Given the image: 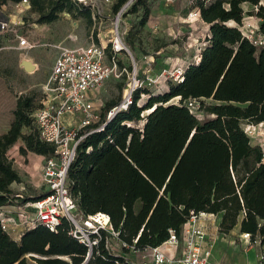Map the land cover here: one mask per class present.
Instances as JSON below:
<instances>
[{"label": "trees", "instance_id": "obj_1", "mask_svg": "<svg viewBox=\"0 0 264 264\" xmlns=\"http://www.w3.org/2000/svg\"><path fill=\"white\" fill-rule=\"evenodd\" d=\"M17 1L0 0V6ZM128 1L113 0V11ZM30 2L40 23L57 20L64 11L84 15L89 26L94 22L92 8L78 0ZM243 2L257 10H244ZM191 6L208 24V42L199 60L184 66L183 81H169L162 92L145 89L149 95L140 104L137 91L133 104L111 118L108 112L119 102L108 101L98 118L81 129L86 135L68 170L79 211L110 213L120 238L133 244L138 237L135 245L140 250L162 244L171 229L179 233L190 210L219 214L220 232L239 224V232L264 239V153L241 125L264 121V47L238 27L245 13L255 14L264 34V5L260 0H192ZM140 9L139 24L144 26L149 0H134L129 11ZM229 20L236 24H227ZM107 52L111 56V43ZM175 96L178 101L169 102ZM189 97L210 98L208 104L201 99V108L210 116H195L184 103ZM38 107L33 95H19L10 128L0 134V213L15 199L35 200L46 194L17 195L12 183L23 179L7 153L19 139L25 142L22 153H55V146L40 138L32 118ZM70 229L66 219L56 230L40 223L17 239L0 217V264H82L88 247ZM123 261L103 238L84 264Z\"/></svg>", "mask_w": 264, "mask_h": 264}, {"label": "built area", "instance_id": "obj_2", "mask_svg": "<svg viewBox=\"0 0 264 264\" xmlns=\"http://www.w3.org/2000/svg\"><path fill=\"white\" fill-rule=\"evenodd\" d=\"M134 0H129L116 14V27L111 38L112 54L108 58L107 44L92 40L86 45H68L62 42L54 45L58 48L51 73L43 85L46 97L43 104L32 114L39 130L40 138L55 146V153L47 156L44 164V182L47 189L45 196L24 202L21 210L14 214L0 213L3 227L10 232V223L21 224L26 228L44 224L51 230H56L63 219L69 221L70 232L88 247L87 255L82 264L88 261L94 248L101 239L105 238L106 246L116 255L124 257L123 264H220L209 261V249L202 243L206 240V230L199 224L201 215L206 212L190 210L187 220L181 226L179 233L170 230L168 238L160 245L147 247L143 250L136 248L138 237L133 244L120 238L121 231L114 227L110 213L98 210L94 213L83 214L79 211L77 200L70 191L68 170L76 158L79 142L86 133L81 129L90 124L98 115L93 111L94 99L92 91L100 87L106 80L122 78L125 72L129 75V87L122 100L108 112V118L118 111L127 109L135 100L136 92L140 90L138 103H141L147 89L150 92L165 90L169 81L181 82L184 79V66L175 65L154 74L150 67L139 71L137 65L129 71L120 63L119 54L129 52L124 31L120 29V20L124 12ZM261 3V2H260ZM262 4V3H261ZM5 5V4H3ZM0 6V32L13 34L18 40L17 47L33 49L42 44L33 41L28 34L21 31L19 24L23 22V14L31 8L30 0L13 2L14 14L9 16ZM255 11L257 10V6ZM253 15H244L238 24L242 34L256 46L264 47V34L259 30V24L253 25ZM71 38L76 39L75 36ZM199 56V55H198ZM196 58L197 62L199 58ZM145 76L142 78L141 74ZM148 96L149 93L147 92ZM201 99L189 97L184 103L189 110L199 118L202 115ZM66 113H83L84 117L77 126H70L64 120ZM258 123L247 122L243 130L255 140L264 153V129L258 130ZM23 196L21 193L17 194ZM239 237L246 246L260 245L256 257L258 264H264V239L260 235L252 238L249 231H242ZM119 240L122 248L135 251L141 256L133 259L126 252H118L113 248L112 240ZM163 246L177 248L173 255L167 254Z\"/></svg>", "mask_w": 264, "mask_h": 264}, {"label": "rangeland", "instance_id": "obj_3", "mask_svg": "<svg viewBox=\"0 0 264 264\" xmlns=\"http://www.w3.org/2000/svg\"><path fill=\"white\" fill-rule=\"evenodd\" d=\"M83 7L90 6L93 10L94 22L88 25L84 15H74L69 11L61 13L60 17L52 22L40 23L37 21L38 15L31 8L23 14V22L19 24L22 32L28 34L29 38L42 44L33 49H23L15 46L17 39L13 34L0 32V109L3 106L13 107L20 94H31L34 96L36 106H41L46 97L43 85L47 82L51 73L54 59L58 48L54 45L59 42L68 45H86L92 40L109 44L116 27V14L113 11V0H78ZM150 18L144 26H140L139 20L142 16V9L137 12L129 11L130 6L124 12L120 20V29L124 31V37L132 53H121L119 59L122 64L130 71L136 64L139 71L145 63L153 68L159 65L154 71L160 73L163 69L172 68L175 65H182L185 62H195L200 50L207 44V24L199 20L197 8L191 6L192 0H149ZM264 5V0H260ZM11 3V2H10ZM245 10L254 9L251 3H246ZM7 13V12H6ZM246 15V13L244 14ZM5 15L0 14L1 18ZM253 25L259 24L261 19L253 15L251 19ZM231 22V21H229ZM233 24H236L234 21ZM71 36L78 37L77 40ZM145 56V57H144ZM110 54L108 53V58ZM31 59L36 64L35 70H27L21 62L23 59ZM157 58H161L160 60ZM158 63V64H157ZM156 64V65H155ZM142 78L145 76L141 74ZM129 87V75L126 71L122 78H112L106 80L100 87L95 89L93 111L99 116L103 107L108 101L114 100L120 102L124 93ZM168 88L166 84L165 89ZM144 93L141 103L147 99V91ZM151 93H157L156 90ZM177 96L169 102H177ZM205 104L211 103L210 98H202ZM150 109L145 110L148 112ZM210 116L203 110L199 119ZM4 118L0 115V120ZM247 122L241 123L242 127ZM258 130L264 129V123L257 127ZM26 131L29 128H25ZM254 144L255 140L250 137ZM12 147L11 150H13ZM20 162L16 163L17 168L24 171V168L34 167V159L27 157V153H21ZM39 157L38 155H36ZM46 156V155H45ZM36 157V158H37ZM47 157V156H46ZM44 157V160H46ZM45 164V162H44ZM26 174V173H25ZM28 177L29 175L26 174ZM25 187L18 185L17 192H21L24 197H30L41 194L46 191L47 186L44 181L33 183L25 182ZM31 201L32 199H28ZM27 200V201H28ZM21 202H26L22 201ZM219 215V214H215ZM214 215V216H215ZM213 215L204 214L199 218V224H202L206 230L216 232L215 218ZM238 225V224H237ZM236 225V226H237ZM234 226V227H236ZM233 227V228H234ZM113 248L118 252H126L129 257L136 259L139 256L135 251L122 248L119 240H112ZM167 254L173 255L175 252L167 251ZM220 249L221 243H220ZM214 256L213 253L209 257ZM27 258L31 260L30 255ZM68 258V256H63Z\"/></svg>", "mask_w": 264, "mask_h": 264}, {"label": "crops", "instance_id": "obj_4", "mask_svg": "<svg viewBox=\"0 0 264 264\" xmlns=\"http://www.w3.org/2000/svg\"><path fill=\"white\" fill-rule=\"evenodd\" d=\"M248 2H243L242 6L245 5ZM244 7V6H243ZM3 9L7 12L9 16H13L14 8H13V2H8L3 5ZM245 10V9H244ZM250 10V9H249ZM197 12L199 15V9L197 8ZM246 15H255V14H248ZM150 18V16H149ZM199 20L204 22L200 15L198 16ZM149 21V20H148ZM231 21V22H229ZM227 21V24L229 25H235L233 24L232 20ZM206 23V22H204ZM207 24V23H206ZM208 27V24H207ZM208 33V31H207ZM78 37L75 39L77 40ZM17 45V44H16ZM15 45V46H16ZM145 57V56H144ZM161 59V58H157ZM55 60V59H54ZM22 63V60L21 62ZM188 62H185L182 64V66H185ZM37 64V63H36ZM158 64V63H157ZM156 65V64H155ZM147 67H150L152 70V73L156 71V68H159V65L155 68L151 67L149 63H145L142 66V70L146 69ZM155 74V73H154ZM21 95V94H20ZM96 95V91H92V97L94 99ZM17 103V100H16ZM16 103L14 104L13 107H6L3 106L0 109V115L4 118L0 120V134L6 132L11 125L12 120L14 119V109L16 107ZM84 114L83 113H66L64 114V120L65 122L74 127L77 126L83 119ZM25 146V142L23 139H19L17 142H15L9 149H8V155L10 158L13 159L14 166L17 168L16 163L20 162L21 157H23L22 152L20 151V147ZM12 147H14L13 150ZM38 155L39 157H37ZM27 157L33 158L34 161V167H27L24 168V171L17 168L19 171L20 175L22 176L23 181L21 182H13L12 183V188L16 189L18 185H22V187H25V182L32 181L33 183H39L40 181H44V157H46L44 154H39L34 151L28 150L27 151ZM37 157V158H36ZM29 175V177L26 174ZM21 193V192H20ZM17 193V194H20ZM22 194V193H21ZM23 195V194H22ZM20 196V195H19ZM24 205V202L19 201L18 199H15V201L11 204L3 205L1 207V212L3 214H14L18 212L19 210L22 209ZM208 215H215L213 213H207ZM215 227H216V232H213L211 230H206V228L200 224L201 226L204 227L206 230V240L202 243V246L204 248L209 249V254L213 253L214 256L208 257L209 261L212 263H220V264H258L257 262V257L256 254L258 250L260 249V245L258 244H253L250 246H246L245 243L241 240L239 237V224L232 228L228 233L220 232L218 230V224L220 220V215H215ZM27 228L24 225L21 224H15V223H10V233L12 234L13 237L19 239L22 233L26 230ZM220 243H221V248L220 249ZM167 251H177V248L169 247V246H164Z\"/></svg>", "mask_w": 264, "mask_h": 264}, {"label": "water", "instance_id": "obj_5", "mask_svg": "<svg viewBox=\"0 0 264 264\" xmlns=\"http://www.w3.org/2000/svg\"><path fill=\"white\" fill-rule=\"evenodd\" d=\"M22 64L27 70H35L36 69V64L31 60V59H23ZM111 118V117H110Z\"/></svg>", "mask_w": 264, "mask_h": 264}, {"label": "bare ground", "instance_id": "obj_6", "mask_svg": "<svg viewBox=\"0 0 264 264\" xmlns=\"http://www.w3.org/2000/svg\"><path fill=\"white\" fill-rule=\"evenodd\" d=\"M198 58H199V56H198ZM262 125V124H261Z\"/></svg>", "mask_w": 264, "mask_h": 264}]
</instances>
